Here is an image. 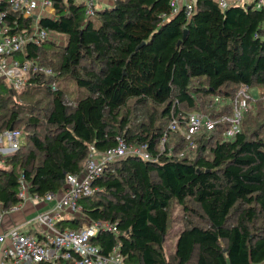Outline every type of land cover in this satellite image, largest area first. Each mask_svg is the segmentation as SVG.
I'll list each match as a JSON object with an SVG mask.
<instances>
[{
  "label": "trees",
  "instance_id": "16d2710c",
  "mask_svg": "<svg viewBox=\"0 0 264 264\" xmlns=\"http://www.w3.org/2000/svg\"><path fill=\"white\" fill-rule=\"evenodd\" d=\"M170 1L115 0L88 17L82 0H52L54 14L38 24L61 44L47 50L44 39L12 55L51 74L0 88V131L22 134L3 155L0 201H21V177L31 195L57 194L92 150L144 146L150 159L109 163L61 230L114 224L90 240L105 256L116 250L114 264H264V8L194 0L191 12L170 15ZM2 6L11 33L31 31L32 16ZM251 87L260 97L237 118ZM192 113L213 126L186 138Z\"/></svg>",
  "mask_w": 264,
  "mask_h": 264
},
{
  "label": "built area",
  "instance_id": "2783aa9c",
  "mask_svg": "<svg viewBox=\"0 0 264 264\" xmlns=\"http://www.w3.org/2000/svg\"><path fill=\"white\" fill-rule=\"evenodd\" d=\"M5 1L12 10L20 11L24 16H32L37 11H39L42 16H52L54 14L52 0ZM82 1L85 5V15L88 17L94 15L98 3L112 4L115 2V0ZM216 3L222 10L233 5H246L244 0H216ZM256 7L264 8V0H256ZM170 8V15L177 13L180 8H185L187 11L191 12L194 8V0H171ZM6 16L7 10L3 8L2 0H0V77L7 79L12 88L19 90L28 79V74L30 72L42 71L45 74H51V70L33 64L30 60L20 62L12 58V55L15 52L23 54L27 43L38 44L44 39L51 40L53 36L49 35L48 31L39 26L38 18L33 23L35 27H32L31 31L28 33L24 35L11 33L9 31L10 27L6 23ZM250 107H253L251 103L246 99H241L236 111V117L238 118L241 113L247 111ZM212 126L213 122L208 116L192 113L188 116L186 122L187 130L183 131L182 134L186 138H189L191 134L197 133L202 127L210 129ZM177 127L178 120L174 118L170 123V128L174 130ZM238 131L239 125L235 122L226 130L225 135L229 137ZM21 138L22 134L19 130L9 129L0 131V168L7 167L3 155L18 149ZM4 139L7 140V146H4ZM193 149L194 144H190L181 155ZM128 155L138 156L144 160L150 159L144 146L127 148L121 142L117 148L110 149L101 154L92 150L84 163L82 172L68 174L66 176L65 188L61 196L56 200L53 209L37 216V221L53 232L52 235L47 236L45 239H41L31 233H24L16 227L7 231L3 230L2 219L8 208H4L3 203L0 201V241H8V244L3 249L4 256L11 258L12 264H28L30 262L57 264L60 261L65 264L122 263L121 257L115 254L116 250L110 255L105 256L100 253L98 246L90 242L91 238L97 235L101 230L116 232L117 229L114 224L102 221L91 222L89 224L83 223L78 229L56 230L54 221L59 217L61 211L70 210L72 212H80L81 208L78 201L82 197L93 194V180L103 172L109 163ZM17 195L21 201L28 195L48 201L56 198V194L52 192H47L43 196L31 195L28 192V183L23 177L20 179V187Z\"/></svg>",
  "mask_w": 264,
  "mask_h": 264
},
{
  "label": "crops",
  "instance_id": "0c3cea01",
  "mask_svg": "<svg viewBox=\"0 0 264 264\" xmlns=\"http://www.w3.org/2000/svg\"><path fill=\"white\" fill-rule=\"evenodd\" d=\"M246 5H254L256 7V0H244ZM109 5L106 3H98L97 6ZM42 15L39 11L35 12L32 17L34 21L40 18ZM62 192L56 194L54 200H44L42 198H34L33 196H26L16 206L10 207L6 210L2 219V229L7 231L11 228H18L24 233H31L41 239H45L47 236L52 235V231L45 225L37 221V216L43 212L51 211L55 205L56 200L61 196ZM80 212H72L70 210L61 211L59 217L54 221V227L56 230H60L65 221L72 220L78 217ZM8 244V241H0V264H12V259L7 258L3 254L4 247ZM173 246V244H172ZM28 264H46L45 262H30ZM57 264H65L64 262H58Z\"/></svg>",
  "mask_w": 264,
  "mask_h": 264
},
{
  "label": "rangeland",
  "instance_id": "374dc122",
  "mask_svg": "<svg viewBox=\"0 0 264 264\" xmlns=\"http://www.w3.org/2000/svg\"><path fill=\"white\" fill-rule=\"evenodd\" d=\"M32 27L34 28L35 26L33 25ZM48 33H49V35H52L53 36V38H52L53 43L46 42L44 44V48L47 49V50H54L57 47L56 45L61 44V41H62V37L63 36L61 34H56V33H53V32H48ZM15 58L18 60V59L21 58V56L20 55H15ZM9 86L10 85L8 83V80L5 79V78L0 77V88H1V91H2V94L3 95H6V91H7V89H8ZM246 95L250 98L251 104H253V102L255 103V101L260 97V90H259L258 87H251V88H249L247 90V94ZM261 95H262V93H261ZM263 95H264V91H263ZM16 98H17V96H16ZM241 99H246L247 100L246 97H241L239 99V101ZM262 135H264V132L262 133ZM4 144H5L4 146H7V140L4 141ZM6 166H8V165L6 164ZM175 215H177V212L175 213ZM173 227L174 228H178L176 225L173 226ZM174 243H175V239L172 238V239H170V240L167 241L166 247H169L170 248L171 245L174 244Z\"/></svg>",
  "mask_w": 264,
  "mask_h": 264
},
{
  "label": "water",
  "instance_id": "95a60500",
  "mask_svg": "<svg viewBox=\"0 0 264 264\" xmlns=\"http://www.w3.org/2000/svg\"><path fill=\"white\" fill-rule=\"evenodd\" d=\"M184 33H186V30H185V32Z\"/></svg>",
  "mask_w": 264,
  "mask_h": 264
}]
</instances>
